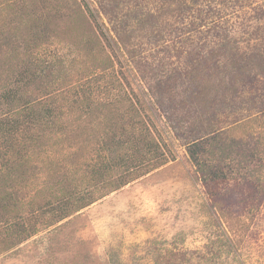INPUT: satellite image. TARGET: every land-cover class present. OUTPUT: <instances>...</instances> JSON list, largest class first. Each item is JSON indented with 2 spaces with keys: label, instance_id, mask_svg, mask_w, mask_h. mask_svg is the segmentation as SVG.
Wrapping results in <instances>:
<instances>
[{
  "label": "rangeland",
  "instance_id": "1",
  "mask_svg": "<svg viewBox=\"0 0 264 264\" xmlns=\"http://www.w3.org/2000/svg\"><path fill=\"white\" fill-rule=\"evenodd\" d=\"M27 65L69 75L47 84L56 103L72 88L126 94V104L144 108L145 119L131 126L155 138L166 162L106 195L95 190L97 201L58 223L48 224L50 215L22 241L13 215L1 211L0 264H159L171 250L186 252L176 264H264L262 140L246 137V147L259 145L246 167L221 162L219 174H228L221 185L236 187L221 198L226 217L211 208L216 184L189 153L219 126L264 121V0H0L1 99ZM23 111L9 113L17 119ZM59 112V131L34 126L40 138L27 146L29 159L0 167V193L10 194L21 218L58 184L59 158L78 148L62 141L77 127L91 136L101 116L73 124L71 109ZM91 138L88 160L99 148ZM81 166L79 176L88 168ZM247 170L257 185L243 186Z\"/></svg>",
  "mask_w": 264,
  "mask_h": 264
},
{
  "label": "trees",
  "instance_id": "2",
  "mask_svg": "<svg viewBox=\"0 0 264 264\" xmlns=\"http://www.w3.org/2000/svg\"><path fill=\"white\" fill-rule=\"evenodd\" d=\"M24 68V72L19 71L17 75L15 74L12 84L2 92V99L0 97V106H2L0 113L6 110V115H0V149L6 148L0 156L11 159L0 164V167H8L9 162L14 159L19 163L29 159L30 153H27V146L40 138L37 134L39 131L34 129V126L40 123V125L44 124L49 127L50 130L57 128L59 131V128L63 126L60 123L59 110L63 106L67 107L68 111L70 109L73 111V124L80 123L81 120L86 121V115H90L88 120L92 114L94 116L101 114L103 117L113 112L114 116L111 118L100 116L93 121L96 127L91 136L93 141L99 145L97 159L90 156L88 160V144L91 143L92 138L88 136L86 127H77L74 135L69 133L65 140H61L62 143H70V147L77 146L78 148L70 150L66 157L59 158L63 162V165L57 167L60 169L58 173H61L58 176L59 182L53 187L52 192H40L38 198H33L31 204L35 211L31 217L21 218V212L18 214L16 203L9 201L10 194L6 191L0 193V214L3 211L7 215H13L14 224L18 226L17 230L20 229L18 236L20 241L35 234L39 229L38 222L49 218L50 215L53 218H50L51 221L48 224L58 223L97 201L99 197L94 194L95 190L97 192L101 189L103 195H106L159 168L166 162L163 159L164 153L158 152L157 148H160V144L154 140L155 138L144 129L131 126L145 119L141 117L144 108L133 109L132 104H126L129 99L126 94L107 92L108 88L105 92L101 91L96 94L91 89V92L86 94L87 88H82L84 91L72 88L67 91V94H62L63 99L56 103L55 99L49 95L50 89L47 84H59L69 75L65 72L61 74V70L58 71V69H46L41 72L33 65H27ZM106 96L108 102H103L102 98ZM37 99L41 102L37 103ZM10 106L13 107L10 109ZM22 106H24V111L17 119L9 113L13 108ZM249 119L231 123L227 128L219 126L209 132L210 134L203 139V142L196 139L191 143L195 147L189 153L199 167V175H202L204 180H208L210 184L213 182L216 184L209 186L212 196L210 206L219 212L220 216H227L221 198H232L233 191H235L233 188H236L226 189L227 186L224 183L221 185V181L223 182L228 177L227 173L219 174L224 171L221 162L229 159L231 160L229 167H233L234 161L237 167H246L259 151V145L247 146L248 148L245 146L246 137L255 139L258 135L262 140L260 142L264 144V124L261 123L264 121L257 122L255 119L249 121ZM259 125L260 130L256 132ZM64 131H67L66 128ZM204 153L219 160L217 166L206 164V159L202 158ZM83 157L86 163H83ZM81 164L88 168L84 170V174L81 173L79 176L78 173L83 168L79 167ZM250 174L252 172L247 170L243 176V186L244 184L257 185L250 178ZM2 176L7 182L9 179L7 172ZM257 179L261 180L260 177ZM0 182H2L1 177ZM243 186L239 188L242 190ZM185 253L171 250L168 254L157 257L156 260L159 264H176L179 259L185 258Z\"/></svg>",
  "mask_w": 264,
  "mask_h": 264
}]
</instances>
